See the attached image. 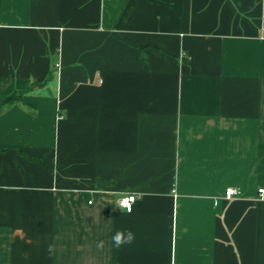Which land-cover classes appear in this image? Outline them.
Masks as SVG:
<instances>
[{"label": "crops", "instance_id": "0c3cea01", "mask_svg": "<svg viewBox=\"0 0 264 264\" xmlns=\"http://www.w3.org/2000/svg\"><path fill=\"white\" fill-rule=\"evenodd\" d=\"M16 93L0 264H264V0H0Z\"/></svg>", "mask_w": 264, "mask_h": 264}, {"label": "built area", "instance_id": "2783aa9c", "mask_svg": "<svg viewBox=\"0 0 264 264\" xmlns=\"http://www.w3.org/2000/svg\"><path fill=\"white\" fill-rule=\"evenodd\" d=\"M241 194V189L236 188V187H229L226 189L225 193H224V199L226 200H231V199H235L237 197H239ZM257 197L260 200H264V188H260L257 191ZM138 195L135 194H129V195H125L124 197H121L118 201V205L121 209L126 210L127 207L132 208L133 204L138 201ZM127 201V206L126 207H122V205H124V202Z\"/></svg>", "mask_w": 264, "mask_h": 264}, {"label": "clouds", "instance_id": "9594fccd", "mask_svg": "<svg viewBox=\"0 0 264 264\" xmlns=\"http://www.w3.org/2000/svg\"><path fill=\"white\" fill-rule=\"evenodd\" d=\"M91 203V201H89ZM127 206V201L124 202V205L122 207ZM126 210L130 213L131 208L127 207ZM113 243L117 249L123 247L124 245H130L134 242L135 240V234L130 230V229H122V230H117L115 235L112 237ZM104 247V242L100 241L97 244V248L103 249Z\"/></svg>", "mask_w": 264, "mask_h": 264}, {"label": "trees", "instance_id": "16d2710c", "mask_svg": "<svg viewBox=\"0 0 264 264\" xmlns=\"http://www.w3.org/2000/svg\"><path fill=\"white\" fill-rule=\"evenodd\" d=\"M22 95H21V93H20V95L19 94H14L13 96H11L10 98H8L4 103H3V105L2 106H0V111L4 108V107H8V105H11V104H13V103H15V102H17V101H20V97H21Z\"/></svg>", "mask_w": 264, "mask_h": 264}]
</instances>
